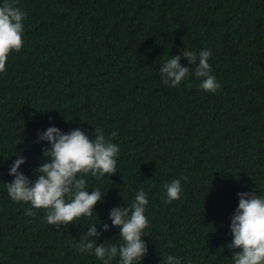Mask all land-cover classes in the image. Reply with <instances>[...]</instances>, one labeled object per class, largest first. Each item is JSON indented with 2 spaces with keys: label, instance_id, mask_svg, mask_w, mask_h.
Wrapping results in <instances>:
<instances>
[{
  "label": "trees",
  "instance_id": "trees-1",
  "mask_svg": "<svg viewBox=\"0 0 264 264\" xmlns=\"http://www.w3.org/2000/svg\"><path fill=\"white\" fill-rule=\"evenodd\" d=\"M5 0H0V6ZM27 13L23 47L0 72V264H103L74 245L92 224L101 243L123 241L108 215L148 195L140 264H234L226 247L238 193L264 196V0H17ZM211 50L221 88L189 76L166 86L160 68L183 51ZM182 66L194 69L186 58ZM95 128L120 148L117 173L84 177L106 193L91 217L70 225L25 215L6 183L20 171L35 180L49 127ZM116 132L115 137L110 134ZM180 179V199L165 184ZM107 223L109 231L101 225ZM112 264H119L115 258Z\"/></svg>",
  "mask_w": 264,
  "mask_h": 264
},
{
  "label": "clouds",
  "instance_id": "clouds-1",
  "mask_svg": "<svg viewBox=\"0 0 264 264\" xmlns=\"http://www.w3.org/2000/svg\"><path fill=\"white\" fill-rule=\"evenodd\" d=\"M17 0H5L0 6V72L6 70V63L12 52H19L23 47V20L25 11L16 6ZM211 50L204 49L197 55L194 51H183L171 56L160 68L161 78L166 86L177 87L189 76L200 81V88L215 94L221 85L211 74L208 62ZM186 58L194 69L182 66L180 61ZM116 132L110 134L115 137ZM46 141L48 147L42 148L43 163L36 169L35 180L30 179L20 166L26 157L17 154V159L9 167V175L14 179L6 183V190L14 202L30 203L32 208L25 215L35 217L32 210L45 209L46 222L57 227L70 225L81 217H91L95 205L106 195L100 187L87 189L84 177L91 174L98 180L108 174L117 173V156L120 148L106 137L103 129L95 128L94 138H90L79 128L68 133L57 127H49L39 132L37 143ZM166 203L180 199L181 180L176 179L165 184ZM147 193L140 189L134 202L127 207H114L108 219L113 227L120 229L119 237L123 241L116 244L101 243L96 240L101 235L97 224H92L86 233H82L80 242L74 248L81 254H94L103 264H112L119 258V264H140L148 249L144 230L149 227L145 209L149 201ZM239 204L231 217V243L226 247L232 253L234 264H264V196L256 192L238 193ZM103 232L109 231V225L102 223ZM162 264H181L178 257L168 255Z\"/></svg>",
  "mask_w": 264,
  "mask_h": 264
}]
</instances>
